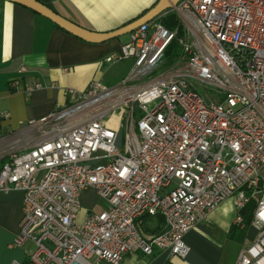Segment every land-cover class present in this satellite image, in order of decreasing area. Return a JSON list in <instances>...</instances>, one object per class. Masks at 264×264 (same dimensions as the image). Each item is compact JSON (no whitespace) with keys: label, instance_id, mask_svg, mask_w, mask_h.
I'll list each match as a JSON object with an SVG mask.
<instances>
[{"label":"built area","instance_id":"obj_1","mask_svg":"<svg viewBox=\"0 0 264 264\" xmlns=\"http://www.w3.org/2000/svg\"><path fill=\"white\" fill-rule=\"evenodd\" d=\"M167 11L177 26L161 23ZM171 40L179 51L169 65L127 84L149 75ZM126 59L115 84L93 77L66 90L69 105L29 122L42 139L3 163L0 191L23 193L14 244H32L11 264H120L154 251L171 264L187 253L183 236L226 199L237 212L254 203L256 233L234 264H264V0H178L104 57ZM113 110L122 134L107 123ZM86 190L102 207L79 219ZM146 218L162 229L144 231Z\"/></svg>","mask_w":264,"mask_h":264},{"label":"crops","instance_id":"obj_2","mask_svg":"<svg viewBox=\"0 0 264 264\" xmlns=\"http://www.w3.org/2000/svg\"><path fill=\"white\" fill-rule=\"evenodd\" d=\"M38 1L84 28L107 31L138 17L155 0ZM125 40L127 33L125 38L87 42L56 27L26 6L0 0V169L9 154L22 152L42 139L41 125L29 122H37L69 105L66 90L81 92L93 77L105 85H113L124 77L130 60L110 63L104 57L118 52ZM124 61H129L127 69L118 67ZM22 66L26 70L19 72ZM16 79L18 83L12 89L10 85ZM34 84L37 88L27 95V86ZM22 206L21 191H0V264L23 263L31 250L29 241L21 246L14 244ZM253 207L254 203L250 202L237 212L230 199L219 203L183 236L187 248L185 257H172L170 263L234 264L239 251L255 236L249 222L245 224ZM87 211L79 210L78 218ZM238 214L242 218L240 224L234 222ZM146 221L147 227L143 230L147 233L163 227L159 218H146L143 224ZM165 258L166 253L158 251L150 256L128 253L120 264H163Z\"/></svg>","mask_w":264,"mask_h":264},{"label":"water","instance_id":"obj_3","mask_svg":"<svg viewBox=\"0 0 264 264\" xmlns=\"http://www.w3.org/2000/svg\"><path fill=\"white\" fill-rule=\"evenodd\" d=\"M19 3L27 8L37 12L41 16L50 20L53 24L57 25L61 29L76 36L84 41L97 43L111 38H115L124 35L137 26L151 20L159 15L161 12L170 9L178 0H155L153 4L147 8L141 15L130 20L129 22L120 25L114 29L107 31H95L84 28L67 18L59 15L47 5L41 3L38 0H10Z\"/></svg>","mask_w":264,"mask_h":264},{"label":"rangeland","instance_id":"obj_4","mask_svg":"<svg viewBox=\"0 0 264 264\" xmlns=\"http://www.w3.org/2000/svg\"><path fill=\"white\" fill-rule=\"evenodd\" d=\"M125 36H126V34H124L120 37L125 38ZM169 63H170V61H166L165 58L161 57L159 64L149 75L140 77L139 79H135L134 81H127V84H133V85H135V88H137V86L141 85L142 83L147 82V79L149 80L150 77L156 75L159 71H161L162 70L161 67L169 65ZM128 65H129V61H124V62L118 64V67H121V69L123 67H125L124 69H127ZM121 77H119V78H121ZM112 82H115V81H112ZM112 82H109V83H112ZM106 118L109 119V121L107 123L111 128L116 129L117 133H120V134L123 133V128L119 127V122H118L119 121V110H113L112 112H110L107 115ZM79 203H80V212L84 211V210L98 211L102 207L101 201L97 200L95 198V195L89 190H87L85 193L81 194V196L79 198ZM146 223H147V221L144 224H142V227L144 229L147 227Z\"/></svg>","mask_w":264,"mask_h":264},{"label":"trees","instance_id":"obj_5","mask_svg":"<svg viewBox=\"0 0 264 264\" xmlns=\"http://www.w3.org/2000/svg\"><path fill=\"white\" fill-rule=\"evenodd\" d=\"M161 23L167 27V28H173L175 26H177V19L175 17V14L173 12H166V14L160 19ZM55 25V24H54ZM56 27H58L57 25H55ZM60 28V27H58ZM61 29V28H60ZM178 30H179V26H178ZM180 33V30L178 31V34ZM179 48L178 45L176 43L175 40H171L170 43L165 47L163 53H162V57L165 58L166 61H172L174 59V57L178 54ZM248 216V214H247ZM249 218L247 217L245 219V224H247L249 222Z\"/></svg>","mask_w":264,"mask_h":264}]
</instances>
